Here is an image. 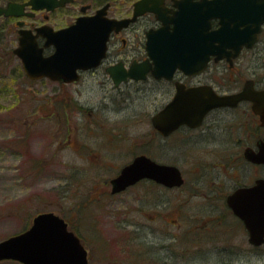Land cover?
<instances>
[{"label": "flooded vegetation", "instance_id": "obj_1", "mask_svg": "<svg viewBox=\"0 0 264 264\" xmlns=\"http://www.w3.org/2000/svg\"><path fill=\"white\" fill-rule=\"evenodd\" d=\"M0 8L8 10L0 14V36L12 41L7 56L26 80L59 87L45 116L56 122L54 160L67 133L75 202L53 212L79 237L87 264H172L193 242L201 257L204 242L264 245L252 243L229 201L242 189L264 197V0H0ZM22 39L44 57L62 54V78L27 75L16 52ZM82 49L100 61L75 67L70 55ZM138 102L142 109L130 110ZM171 104L177 112L166 117L190 119L163 131L155 118ZM177 149L188 156L184 165L174 160ZM140 156L178 167L183 183L143 178L115 191L114 180ZM177 191L202 201L194 222L173 229ZM127 195L144 202L129 206Z\"/></svg>", "mask_w": 264, "mask_h": 264}, {"label": "rangeland", "instance_id": "obj_2", "mask_svg": "<svg viewBox=\"0 0 264 264\" xmlns=\"http://www.w3.org/2000/svg\"><path fill=\"white\" fill-rule=\"evenodd\" d=\"M11 43L8 36H0V241L27 229L37 213L55 211L65 214L70 204L75 202L69 188L67 161L72 153L66 146L67 133L61 137L64 148L56 156L60 163L54 160L58 148L55 143L56 122L45 116V113L53 110L51 97L59 87L45 81L26 80L18 60L8 57L3 50ZM65 89L69 90L67 87ZM89 104L96 105L97 102ZM142 107L138 102L130 110H141ZM77 120L81 119L77 117ZM172 154L177 156L174 160L181 165L188 159L179 149L172 150ZM184 196L183 191L171 194V218L175 219L173 229L187 222V219L194 222L191 215L198 212L197 207L202 201ZM123 201L138 208L144 199L136 200L127 195ZM145 204L149 208L150 200L146 199ZM146 212L153 214L151 209ZM147 213L133 211V218L154 224L146 219ZM116 243L112 242L110 254H117L119 243ZM218 243L204 242L203 257L199 255L196 243H188L183 250L185 257L172 264H264V245L254 247L248 242ZM0 264L23 263L7 260L0 261Z\"/></svg>", "mask_w": 264, "mask_h": 264}, {"label": "water", "instance_id": "obj_3", "mask_svg": "<svg viewBox=\"0 0 264 264\" xmlns=\"http://www.w3.org/2000/svg\"><path fill=\"white\" fill-rule=\"evenodd\" d=\"M3 12L8 13V10L0 8V14ZM102 48L105 51L104 45ZM16 52L22 58L25 71L31 78H38L43 75L52 79L62 78L56 75L60 71L57 63L62 61L60 59L63 56L62 54L57 53L44 57L42 48L31 45L28 41L25 42L24 39H22L21 45L16 49ZM70 56L73 63H75V67L92 64V61L89 60L91 57H96L93 63L100 61V54H89L84 49ZM175 101L177 102V107L179 103L177 100ZM172 104L155 118L157 126L163 131L164 129L169 131L175 129L183 121H189L190 119L186 116L181 118L177 115L171 117V119L166 117L165 113L169 110L177 112V109ZM206 110L207 108L199 113V116L201 117ZM262 159L264 160V155ZM167 177L168 181L166 180ZM143 178H155L171 186L183 183V177L178 167L160 165L148 157L140 156L125 167L120 176L114 180L115 191L123 190ZM257 194L258 196L256 197L254 195L247 196L246 190L242 189L229 201L236 214L246 222L252 235V243L261 244L264 241V197L260 198L259 193ZM247 199H249V203ZM4 259L16 260L23 264L88 263L87 250L79 237L69 230L67 222L53 211L39 213L27 230L0 241V260Z\"/></svg>", "mask_w": 264, "mask_h": 264}]
</instances>
